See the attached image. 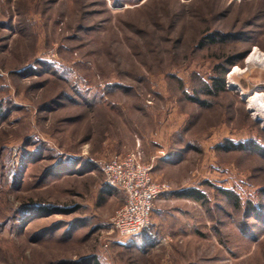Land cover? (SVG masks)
<instances>
[{"label":"rangeland","instance_id":"rangeland-1","mask_svg":"<svg viewBox=\"0 0 264 264\" xmlns=\"http://www.w3.org/2000/svg\"><path fill=\"white\" fill-rule=\"evenodd\" d=\"M254 52L264 0H0V264H264ZM136 149L167 191L118 240L100 166Z\"/></svg>","mask_w":264,"mask_h":264},{"label":"built area","instance_id":"built-area-1","mask_svg":"<svg viewBox=\"0 0 264 264\" xmlns=\"http://www.w3.org/2000/svg\"><path fill=\"white\" fill-rule=\"evenodd\" d=\"M152 164L142 161L136 149L115 155L100 166L103 184L124 196L123 206L112 218L113 232L118 240L135 237L150 224L155 201L167 191L152 178Z\"/></svg>","mask_w":264,"mask_h":264},{"label":"trees","instance_id":"trees-1","mask_svg":"<svg viewBox=\"0 0 264 264\" xmlns=\"http://www.w3.org/2000/svg\"><path fill=\"white\" fill-rule=\"evenodd\" d=\"M206 40L204 42L206 43H211V44H215L216 43V40H215V35H208L206 38ZM220 41H223L222 39ZM202 43H200L199 46H201ZM227 63V66H233V61L231 59L227 60L226 61ZM226 71L225 69H222L221 72L219 73V77L217 78H213L211 79V83L208 87V89H206V93L208 94H217V93H220V92H223L224 91V75H225ZM107 190H109V194H114L112 192H114L113 190H111L110 188L106 187ZM228 198H232V195H230L229 193H224ZM188 197H194L195 199L197 200H200V199H203V196L201 194H198L197 192L193 191V192H190V193H186L184 194ZM235 200V199H234ZM238 199L236 198L235 202H236V205L238 206L237 204V201Z\"/></svg>","mask_w":264,"mask_h":264},{"label":"bare ground","instance_id":"bare-ground-1","mask_svg":"<svg viewBox=\"0 0 264 264\" xmlns=\"http://www.w3.org/2000/svg\"><path fill=\"white\" fill-rule=\"evenodd\" d=\"M257 51V50H255ZM247 66H259L264 68V54L254 52L252 53L245 61ZM238 69L235 68L232 72L234 74ZM247 104L252 106L253 110H255V106H257L256 117L257 119L264 124V100L261 99L259 93L254 92V94L248 99ZM256 111V110H255Z\"/></svg>","mask_w":264,"mask_h":264}]
</instances>
